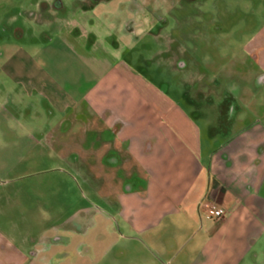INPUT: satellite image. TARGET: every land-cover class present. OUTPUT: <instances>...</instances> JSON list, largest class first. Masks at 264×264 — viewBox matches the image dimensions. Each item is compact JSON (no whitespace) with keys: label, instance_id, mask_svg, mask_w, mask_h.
I'll return each instance as SVG.
<instances>
[{"label":"rangeland","instance_id":"1","mask_svg":"<svg viewBox=\"0 0 264 264\" xmlns=\"http://www.w3.org/2000/svg\"><path fill=\"white\" fill-rule=\"evenodd\" d=\"M42 1L0 0V205L8 224L0 229V239L25 251L35 244L61 251L67 235L77 236L73 215L85 223L94 220L86 208L100 206L120 221L114 196L125 189V164L106 163L109 132L99 133L114 121L117 94L102 92L100 103L82 96L99 83L93 64L100 58L111 64L114 57L102 45L91 48V39L80 52L63 37L53 49L45 48L49 35L57 39L73 25L84 3L61 0L64 12L41 22L30 14L39 12ZM98 3L95 13L127 43L128 70L193 111L204 145L211 142L210 123L220 130L211 143L216 145L227 139L221 131L226 126L238 129L264 119V84L251 45L264 29V0H210L196 8L176 5L174 11H169L171 0ZM145 3L164 7L167 23L159 33L140 31L144 24L137 14ZM127 83L130 96L144 90L136 81ZM229 102L232 124L222 114ZM253 256L249 253L245 264ZM255 264H264V254Z\"/></svg>","mask_w":264,"mask_h":264},{"label":"crops","instance_id":"2","mask_svg":"<svg viewBox=\"0 0 264 264\" xmlns=\"http://www.w3.org/2000/svg\"><path fill=\"white\" fill-rule=\"evenodd\" d=\"M98 4H83L73 25L57 39L49 35L45 48L53 49L63 37L65 45L80 52L91 39V48L102 45L114 57L111 64L101 58L93 64L99 83L82 96L100 103L104 92L117 94L114 121L99 133L109 132L106 163L125 164V189L114 196L120 221L100 206L86 208L94 220L85 223L73 215L78 233L62 240L61 251L49 244L25 251L1 238L0 264H245L251 252L249 264L257 263L264 254V119L238 129L226 126L221 131L228 133L227 139L216 145L211 143L220 130L210 123L211 145H204L203 127L193 111L128 70L123 57L127 43L95 13ZM251 45L261 68L259 83L264 84V29ZM135 81L137 89H144H138L136 97L128 95L126 86ZM228 112L226 103L222 114L226 124H232ZM116 121L121 123L113 124ZM205 198L223 206L226 215L203 219L199 203ZM4 214L0 205V229L8 226ZM200 236L203 243L196 249Z\"/></svg>","mask_w":264,"mask_h":264},{"label":"flooded vegetation","instance_id":"3","mask_svg":"<svg viewBox=\"0 0 264 264\" xmlns=\"http://www.w3.org/2000/svg\"><path fill=\"white\" fill-rule=\"evenodd\" d=\"M83 1V0H82ZM85 3H95L99 2L100 0H84ZM210 0H171V8L169 11H174L177 7L176 5H182L184 8L192 7V6H201L206 4ZM89 3V4H90ZM39 12H35L30 14L31 18H38V21L45 22V21H52L56 17V15H61L64 12V3L61 0H44L40 4ZM137 17L141 19L144 26L140 28L141 32H157L159 33L162 28H164L165 24L167 23V18L164 14V7L158 6V8L154 9L153 5L145 3L142 6V10ZM21 33V26H18V31ZM264 78V77H263ZM228 110L230 111L232 102L227 104Z\"/></svg>","mask_w":264,"mask_h":264},{"label":"built area","instance_id":"4","mask_svg":"<svg viewBox=\"0 0 264 264\" xmlns=\"http://www.w3.org/2000/svg\"><path fill=\"white\" fill-rule=\"evenodd\" d=\"M200 216L203 219L220 220L226 215V209L216 201L205 198L199 203Z\"/></svg>","mask_w":264,"mask_h":264}]
</instances>
